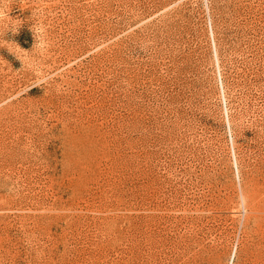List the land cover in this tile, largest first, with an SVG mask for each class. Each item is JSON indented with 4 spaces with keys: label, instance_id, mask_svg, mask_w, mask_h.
<instances>
[{
    "label": "rangeland",
    "instance_id": "374dc122",
    "mask_svg": "<svg viewBox=\"0 0 264 264\" xmlns=\"http://www.w3.org/2000/svg\"><path fill=\"white\" fill-rule=\"evenodd\" d=\"M0 264H264V0H0Z\"/></svg>",
    "mask_w": 264,
    "mask_h": 264
}]
</instances>
